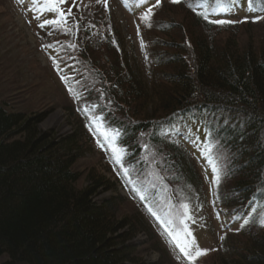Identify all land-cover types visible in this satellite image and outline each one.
I'll use <instances>...</instances> for the list:
<instances>
[{
  "label": "trees",
  "instance_id": "trees-1",
  "mask_svg": "<svg viewBox=\"0 0 264 264\" xmlns=\"http://www.w3.org/2000/svg\"><path fill=\"white\" fill-rule=\"evenodd\" d=\"M165 1L170 2L160 0V5ZM223 1L217 0L221 6L240 2L264 12V0ZM178 4L182 20L166 13V22L155 27L161 31L163 24L161 34L176 35L156 40L161 52L150 56L146 82L125 55L119 56L117 31L99 9L103 3L91 1L84 14L78 12L81 19L87 14L94 20V34L100 37L96 43L89 40V31L80 29V20L70 19L85 36L78 54L85 68L81 75H64L71 76L80 99L93 107L104 126L116 131V143L126 154L127 179L115 166L106 169L115 183L104 179L103 169H77L85 145H99L80 111H69L74 133L58 138L40 131L46 114L19 111L0 101V264H154L143 259L153 251L146 247L154 237L149 211L123 214L126 199L118 195L94 201L100 190L128 188L124 180L145 188L137 181L145 166L140 160L144 146L158 160L161 176L167 175L145 188L148 197L142 205L165 214L177 206L175 186L192 191L197 169L204 165L211 171L210 153L221 151L220 175L226 184L216 189L218 210L245 205L248 210L235 217L238 229L222 244L224 253L216 264H264V227L259 224L264 215V23L259 35L250 31L251 21L256 24L263 16L239 19L249 25L243 33L253 34L243 44L238 27L222 40L220 29L205 21L198 9L204 4L205 10V0ZM48 13H42L43 20L54 18ZM220 28L227 33L231 27ZM81 180L86 185L79 186ZM195 195L187 198L191 208ZM245 219L249 223L241 227ZM141 234L148 242L134 244ZM242 237L244 242H237Z\"/></svg>",
  "mask_w": 264,
  "mask_h": 264
},
{
  "label": "rangeland",
  "instance_id": "rangeland-1",
  "mask_svg": "<svg viewBox=\"0 0 264 264\" xmlns=\"http://www.w3.org/2000/svg\"><path fill=\"white\" fill-rule=\"evenodd\" d=\"M91 1L97 3V0H75L76 6H73V0H67L61 6L65 11L71 8V15L67 17L68 25L70 22L72 25L70 27L71 33L64 34L59 29L52 31V28L43 29L38 26L43 19L39 8L43 4V0H41L37 9L34 10L32 8L33 13L19 0H0V101H7L12 108L19 111L27 113L36 111L46 114L47 117L39 125V129L44 133H52L58 138H64L74 133L76 125L69 111L70 109L74 112L80 111L89 122L93 131L102 140L104 150H101L94 142L93 145L86 144L84 148L86 149V154L79 160L77 169L83 173L94 168H97V170L103 169L102 175L104 179L109 180L110 183H115L113 177L106 173L108 166L120 167L122 164L123 171L121 175L127 179L125 174L126 164L123 163L125 153L123 148L116 144V133L112 129L103 127L99 119L92 114V106L80 99V91L72 86L71 76L63 74L65 71L67 73L68 71H76V73L81 75L84 73L82 70L85 68V65L80 63L81 60L78 57L83 43H85L82 39L85 36L82 33L79 34L77 24H72L71 17L76 20V23L80 20V29L89 31V40H93V43L100 40V37L94 34V20H89L90 16L86 17L87 14L82 19L78 15L79 11L84 14L90 8L86 4L91 3ZM100 2L103 3L104 8L100 7L99 9L101 12H106L112 22V28L117 31V38L114 40L118 39L119 46L117 49L119 56L123 58L125 55L132 71H135L146 82L148 71H151L149 66L150 56L154 54V51L156 53L161 52L157 48L156 40L169 41L167 38H170L171 35H176L172 31L165 32V35L168 36L161 34L162 29H164L163 24L159 27L161 31L156 32L155 27L157 28V25H160L163 21L166 22L163 19L167 15L166 13L172 15L175 21L182 20L181 15L184 14L180 8L182 5L165 1L162 5L153 9L154 14L150 18L151 27H149L146 22L141 20V16L146 10L141 11L142 9L133 8V0H106L107 7H105V0H100ZM246 13L245 6L240 7L238 14L247 17ZM48 14V12H45V15ZM52 14L55 16L54 13ZM35 16H39V20L35 19ZM226 17L223 20L233 22L224 25L225 27H231L227 33L224 28H220L221 25L213 23L217 26V29H220V38L222 40L229 38L228 35L231 30H234V27H238L239 34L237 38L243 44L248 40L247 37L253 36V34L249 36L243 33V29L249 27V25L243 24V20L234 18V16ZM170 21L168 20L167 22ZM251 22V28L253 29L250 31L255 34L264 23V14L256 24L253 21ZM100 51V54H105L106 49ZM106 135L115 137L113 143L117 148L123 150L121 163L115 161L111 146L105 139ZM143 145L144 143L140 144L141 147ZM142 149L143 154L140 160L145 163V166L141 170V174L139 173L137 181L143 187L145 186L146 189H150L154 184L157 185L159 179H164L167 174L161 176L158 170V160L153 158L150 149H146L145 146ZM210 156L212 159H218V161L223 160V155L219 150L213 154L210 153ZM220 169H222L221 164ZM196 174V178L193 180L194 184L192 183L190 186L192 191L184 192V187L175 186V191L177 192L175 197H178V203L170 216L174 220L175 212L183 211L180 206L182 204L188 205L191 219L185 220V224L192 232L200 248L210 250L206 255L200 257L196 264H216L218 257L224 253L222 244L227 238L234 237L230 235L231 232H226L224 221L221 220L219 222L216 219L217 213L214 212L215 190L218 187L222 188L225 186L226 182L223 180L224 177H222L221 183L217 187L211 183L212 175L207 174L206 176L202 170L198 171V169ZM124 181V183L129 184H126V187L129 188L117 187L116 192L100 190L94 201L102 202L114 195H118L126 199L121 206L123 214L138 212L137 210L142 209V207L138 204L140 201L138 195L134 194V182ZM86 183L81 180L78 185L84 186ZM145 188L141 191H144ZM195 193L199 196L192 210L187 198L190 199V196L195 195ZM195 207H199V209ZM144 208L145 210L148 209L147 207ZM224 211H226L224 215L232 214L227 210ZM151 217L155 222H150L149 220L154 237L146 247L153 251L149 250V252L143 254L144 261L154 264H187L179 248L172 242L173 239L170 240L169 235L165 234L167 232L164 231L163 235L160 234L161 225H165L162 221L165 219L166 214L161 216L159 214L157 216L151 215ZM221 236L224 237L223 240H221ZM243 239V237L239 238L237 242L243 243ZM135 240L137 245L148 242V238L143 235H139ZM155 243L158 245H154ZM155 248L162 249L163 252L155 251ZM142 249L145 248L143 247ZM212 249L215 250L211 251Z\"/></svg>",
  "mask_w": 264,
  "mask_h": 264
},
{
  "label": "snow or ice",
  "instance_id": "snow-or-ice-1",
  "mask_svg": "<svg viewBox=\"0 0 264 264\" xmlns=\"http://www.w3.org/2000/svg\"><path fill=\"white\" fill-rule=\"evenodd\" d=\"M67 0H43V4L39 6L40 12H51L54 13L55 16L53 19H45L42 23H40L38 26L40 28H44L46 25L51 26L52 31L56 30H62L64 34H70L71 29L68 28V21L67 17L71 15V8L67 9L66 11L61 7L63 4H65ZM99 3L100 0H97ZM171 3H181L182 0H170ZM73 6H76L75 0H73ZM160 6V0H156V3L148 7L146 12L142 14L141 20L143 22H146L149 27H151L150 18L154 14L153 8ZM105 7H107V2L105 0ZM220 11H223L224 9H219ZM217 11V9H213L211 12L205 11L203 13V18L207 23H214L218 25H225L228 23H233L232 21H227L223 19H210V15L214 14ZM261 11H264V9H261ZM35 19L39 20V16H35ZM51 34V33H50ZM47 47V46H46ZM74 47V46H73ZM55 63V61H54ZM105 139L107 143L111 146V151L113 153V156L115 158V161L117 163H121L123 158V150L119 149L115 146L113 141L115 140V137H108L105 136ZM209 163L211 164V171H212V181L211 183L214 186H219L221 183V175H220V167H219V161L215 159H209ZM125 174L127 175V170L125 169ZM137 192L138 195H140L141 200H145L146 197L143 195V193L139 189H133ZM183 211H176L175 212V219H163V223L166 225L165 231L167 234L172 237L173 242L177 248H179L180 253L184 257V259L187 261V264H196V262L199 260L200 257L207 254L209 249H201L197 240L192 235V232L188 229L187 225L185 224V220L191 219L189 216V210L187 204H182L180 206ZM149 212L153 216H157V213L152 210L151 207H149ZM171 215V213L169 214ZM159 218V217H158ZM249 223V220L245 219L243 224H241V227L246 226ZM259 224L261 227H264V215L260 217ZM224 237L221 236V240H223ZM215 249H212L211 251H214Z\"/></svg>",
  "mask_w": 264,
  "mask_h": 264
},
{
  "label": "bare ground",
  "instance_id": "bare-ground-1",
  "mask_svg": "<svg viewBox=\"0 0 264 264\" xmlns=\"http://www.w3.org/2000/svg\"><path fill=\"white\" fill-rule=\"evenodd\" d=\"M116 132V131H115Z\"/></svg>",
  "mask_w": 264,
  "mask_h": 264
}]
</instances>
